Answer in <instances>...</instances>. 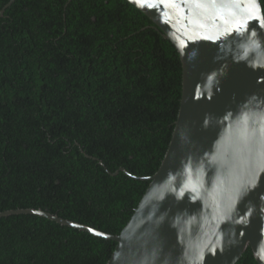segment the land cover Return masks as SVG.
Returning a JSON list of instances; mask_svg holds the SVG:
<instances>
[{"label": "trees", "instance_id": "16d2710c", "mask_svg": "<svg viewBox=\"0 0 264 264\" xmlns=\"http://www.w3.org/2000/svg\"><path fill=\"white\" fill-rule=\"evenodd\" d=\"M8 2L0 211L41 208L118 234L150 182L130 174H154L169 145L179 53L128 0ZM115 245L35 213L0 216V264H106ZM234 264H258L250 246Z\"/></svg>", "mask_w": 264, "mask_h": 264}, {"label": "water", "instance_id": "95a60500", "mask_svg": "<svg viewBox=\"0 0 264 264\" xmlns=\"http://www.w3.org/2000/svg\"><path fill=\"white\" fill-rule=\"evenodd\" d=\"M176 47L178 115L156 172L118 234L35 213L116 241L106 264H264V15L259 0H128ZM11 0L7 4H9ZM118 170L114 172L116 174Z\"/></svg>", "mask_w": 264, "mask_h": 264}]
</instances>
